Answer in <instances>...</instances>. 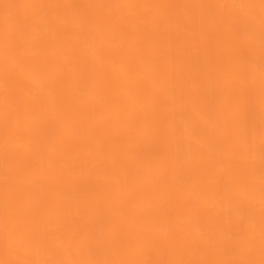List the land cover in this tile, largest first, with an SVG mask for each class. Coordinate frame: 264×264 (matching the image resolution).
<instances>
[{"label": "bare ground", "instance_id": "1", "mask_svg": "<svg viewBox=\"0 0 264 264\" xmlns=\"http://www.w3.org/2000/svg\"><path fill=\"white\" fill-rule=\"evenodd\" d=\"M0 264H264V0H0Z\"/></svg>", "mask_w": 264, "mask_h": 264}]
</instances>
